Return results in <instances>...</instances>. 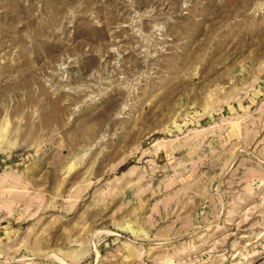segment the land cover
<instances>
[{
    "label": "rangeland",
    "instance_id": "obj_1",
    "mask_svg": "<svg viewBox=\"0 0 264 264\" xmlns=\"http://www.w3.org/2000/svg\"><path fill=\"white\" fill-rule=\"evenodd\" d=\"M0 264H264V0H0Z\"/></svg>",
    "mask_w": 264,
    "mask_h": 264
}]
</instances>
